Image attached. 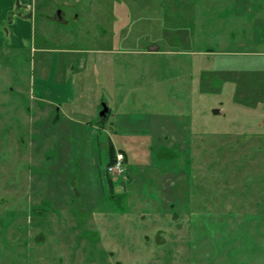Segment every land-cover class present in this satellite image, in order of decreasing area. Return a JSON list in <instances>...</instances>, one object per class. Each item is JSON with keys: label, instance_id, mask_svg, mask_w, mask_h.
<instances>
[{"label": "rangeland", "instance_id": "374dc122", "mask_svg": "<svg viewBox=\"0 0 264 264\" xmlns=\"http://www.w3.org/2000/svg\"><path fill=\"white\" fill-rule=\"evenodd\" d=\"M0 264H264V0H0Z\"/></svg>", "mask_w": 264, "mask_h": 264}, {"label": "built area", "instance_id": "2783aa9c", "mask_svg": "<svg viewBox=\"0 0 264 264\" xmlns=\"http://www.w3.org/2000/svg\"><path fill=\"white\" fill-rule=\"evenodd\" d=\"M122 156H121V153L120 152H117L116 155H115V160L114 162L108 166V171L112 172V173H118V172H122L121 170V166H122Z\"/></svg>", "mask_w": 264, "mask_h": 264}, {"label": "water", "instance_id": "95a60500", "mask_svg": "<svg viewBox=\"0 0 264 264\" xmlns=\"http://www.w3.org/2000/svg\"><path fill=\"white\" fill-rule=\"evenodd\" d=\"M108 109L109 108L107 107V105L105 103H102V108H101V110L99 112V115L101 116L102 119H105V117H106V115L108 113ZM220 112H222V111H220Z\"/></svg>", "mask_w": 264, "mask_h": 264}, {"label": "trees", "instance_id": "16d2710c", "mask_svg": "<svg viewBox=\"0 0 264 264\" xmlns=\"http://www.w3.org/2000/svg\"><path fill=\"white\" fill-rule=\"evenodd\" d=\"M115 154H116L115 150L111 149V151L109 152V158H108V162H107V167L114 162Z\"/></svg>", "mask_w": 264, "mask_h": 264}, {"label": "crops", "instance_id": "0c3cea01", "mask_svg": "<svg viewBox=\"0 0 264 264\" xmlns=\"http://www.w3.org/2000/svg\"><path fill=\"white\" fill-rule=\"evenodd\" d=\"M7 24H8V26H9V25H10V26H9V27H8V26H7V27H6V26L4 27V33H5L6 35H7V33H10V34L13 33L12 30H13V28H14V26L12 25V22H9V23H7Z\"/></svg>", "mask_w": 264, "mask_h": 264}]
</instances>
